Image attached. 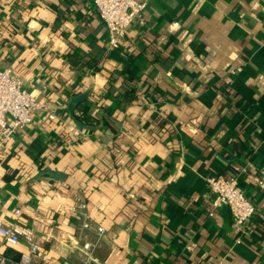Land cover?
Wrapping results in <instances>:
<instances>
[{
  "label": "crops",
  "instance_id": "1",
  "mask_svg": "<svg viewBox=\"0 0 264 264\" xmlns=\"http://www.w3.org/2000/svg\"><path fill=\"white\" fill-rule=\"evenodd\" d=\"M1 69L46 108L0 152V222L33 229L30 264H82L90 242L89 264H264V0H148L115 47L91 0H0ZM86 91L104 124L78 131L67 104ZM214 173L254 229L209 215ZM27 249L0 236V264Z\"/></svg>",
  "mask_w": 264,
  "mask_h": 264
},
{
  "label": "built area",
  "instance_id": "2",
  "mask_svg": "<svg viewBox=\"0 0 264 264\" xmlns=\"http://www.w3.org/2000/svg\"><path fill=\"white\" fill-rule=\"evenodd\" d=\"M95 6L100 20L105 25L109 45L115 47L124 38L126 31L132 22L146 11L148 0H91ZM46 108L33 98L23 88L21 79L10 69L0 70V152L12 138L13 134L29 126L36 111ZM53 114H48L47 119L53 120ZM207 183L213 194L212 208L209 215L212 216L216 209L228 207L232 215L231 228L235 232H249L256 226L252 223L254 214L253 204L243 193L234 176L218 175L208 176ZM257 189L264 193V167L258 172ZM1 204V200H0ZM86 205L78 201L77 208L83 209ZM19 216L20 210L14 212ZM84 229L90 228L88 219L82 223ZM97 241L103 230L96 229ZM0 236L7 245H16L24 241L28 245L26 253H22L18 264H30L31 257L39 251L38 244L34 241L33 229L25 224L15 221L10 224L0 222ZM96 242L85 243L82 246L84 258L82 264L94 262L93 249ZM6 259L0 256V263H6ZM63 264H67L66 262Z\"/></svg>",
  "mask_w": 264,
  "mask_h": 264
},
{
  "label": "trees",
  "instance_id": "3",
  "mask_svg": "<svg viewBox=\"0 0 264 264\" xmlns=\"http://www.w3.org/2000/svg\"><path fill=\"white\" fill-rule=\"evenodd\" d=\"M87 66L90 68L92 67L94 68L95 63L94 64L89 63ZM135 93L136 92L133 89H126L125 92H123V94L121 95V101L125 104H130L136 98ZM105 113L107 112L105 111ZM109 114L110 113H107V115ZM72 117L86 126L93 127V130L98 126H102L104 124V121H102V116L99 119H95L91 117L88 109L86 108V105L82 103L76 106ZM213 175L218 176V174L216 173L212 174L211 176Z\"/></svg>",
  "mask_w": 264,
  "mask_h": 264
},
{
  "label": "water",
  "instance_id": "4",
  "mask_svg": "<svg viewBox=\"0 0 264 264\" xmlns=\"http://www.w3.org/2000/svg\"><path fill=\"white\" fill-rule=\"evenodd\" d=\"M87 96H88V91H86L85 93L79 94L75 97H71L68 101V104H67L68 112L71 115H73V112H74L76 106L80 103L85 102V100L87 99ZM73 122L75 124L76 130H78V131H82L84 129L93 130V127L86 126V125L82 124L81 122L75 120L74 118H73ZM43 173H44V176H46V177H56V175H58V174L52 173V172H43Z\"/></svg>",
  "mask_w": 264,
  "mask_h": 264
}]
</instances>
